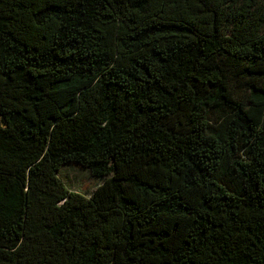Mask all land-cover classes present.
I'll return each instance as SVG.
<instances>
[{
    "label": "trees",
    "instance_id": "obj_1",
    "mask_svg": "<svg viewBox=\"0 0 264 264\" xmlns=\"http://www.w3.org/2000/svg\"><path fill=\"white\" fill-rule=\"evenodd\" d=\"M0 264H264V0H0Z\"/></svg>",
    "mask_w": 264,
    "mask_h": 264
},
{
    "label": "rangeland",
    "instance_id": "obj_2",
    "mask_svg": "<svg viewBox=\"0 0 264 264\" xmlns=\"http://www.w3.org/2000/svg\"><path fill=\"white\" fill-rule=\"evenodd\" d=\"M100 180L98 179H93L89 173L85 174V177H83L80 181H79V185L82 187V189L84 190H92L95 187L96 183H99Z\"/></svg>",
    "mask_w": 264,
    "mask_h": 264
}]
</instances>
